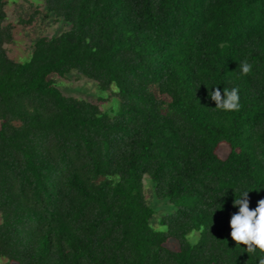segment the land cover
Returning a JSON list of instances; mask_svg holds the SVG:
<instances>
[{"label":"trees","instance_id":"trees-1","mask_svg":"<svg viewBox=\"0 0 264 264\" xmlns=\"http://www.w3.org/2000/svg\"><path fill=\"white\" fill-rule=\"evenodd\" d=\"M9 1L0 0V260L258 264L264 253L237 245L230 221L233 187L253 190L250 210L264 199V0H37L71 27L38 37L25 62L5 48ZM73 72L110 96L65 95L55 77ZM212 87L238 89L239 109L217 108ZM112 98L118 111L104 112ZM145 177L174 207L158 228Z\"/></svg>","mask_w":264,"mask_h":264},{"label":"rangeland","instance_id":"rangeland-1","mask_svg":"<svg viewBox=\"0 0 264 264\" xmlns=\"http://www.w3.org/2000/svg\"><path fill=\"white\" fill-rule=\"evenodd\" d=\"M5 11L7 20L4 25H11L13 34V42L5 45V48L8 56L16 61L25 62L29 59L34 41L38 37L45 36L50 38L68 31L71 27L69 23L57 21L54 16L45 17L46 9L43 3L37 0H11L6 4ZM36 11L39 14H35ZM20 20H24L26 23H22ZM66 77L60 78L56 76L55 80L57 87L67 96L96 103L98 98H108L110 96L109 92L102 91L94 81L79 76L76 72ZM118 106V100L112 98L108 102L101 104V109L104 112L111 113L118 111ZM229 152L230 149L225 144H222L218 149V154L222 158H226ZM144 184L150 205L155 209L156 219L163 214L174 211L173 205L168 200L157 199L154 193V184L151 180L145 177ZM158 220L157 224H155L157 228L160 225ZM190 238L196 240L198 234L192 233ZM167 245L172 249H178V244L173 240H170ZM5 262L4 259L0 260V264H5Z\"/></svg>","mask_w":264,"mask_h":264},{"label":"clouds","instance_id":"clouds-1","mask_svg":"<svg viewBox=\"0 0 264 264\" xmlns=\"http://www.w3.org/2000/svg\"><path fill=\"white\" fill-rule=\"evenodd\" d=\"M239 69L243 75H247L252 70V65L247 61L239 63ZM210 92L211 99L215 102L216 107L225 111L238 110L239 95L238 89H223V94L218 87ZM235 190L234 205L238 206V213L231 218L230 225L232 228L231 237L237 242V245H247L245 251L250 253L254 250L264 253V199L258 202L254 210H250L248 196L253 190L241 187ZM264 189V188H262ZM260 190V189H259ZM220 208H216L215 211ZM258 264H264V256L259 257Z\"/></svg>","mask_w":264,"mask_h":264}]
</instances>
